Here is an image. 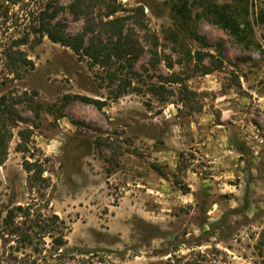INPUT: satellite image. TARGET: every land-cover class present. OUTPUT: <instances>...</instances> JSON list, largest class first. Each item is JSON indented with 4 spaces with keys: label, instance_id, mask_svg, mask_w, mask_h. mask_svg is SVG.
<instances>
[{
    "label": "rangeland",
    "instance_id": "rangeland-1",
    "mask_svg": "<svg viewBox=\"0 0 264 264\" xmlns=\"http://www.w3.org/2000/svg\"><path fill=\"white\" fill-rule=\"evenodd\" d=\"M42 17L95 46L120 30L132 68L53 42ZM3 101L0 264H264V0H0ZM27 203L62 229L64 256L1 232Z\"/></svg>",
    "mask_w": 264,
    "mask_h": 264
},
{
    "label": "trees",
    "instance_id": "trees-1",
    "mask_svg": "<svg viewBox=\"0 0 264 264\" xmlns=\"http://www.w3.org/2000/svg\"><path fill=\"white\" fill-rule=\"evenodd\" d=\"M71 7H77V9H74V12L77 14L78 6L77 4H72ZM220 7L218 8L216 5H213V9L211 12L214 13L215 17H217V21L224 24V26L231 28V23L229 20V16L227 15V11L221 10ZM211 14V13H210ZM37 30L40 33H44L47 35V37L52 40L53 42H59L62 45H65L67 47H70L74 53L76 54H86L89 57H91L94 60H98V56L100 54H104L106 51V48H109L113 54L116 55L117 58L121 59L124 58V60L129 62V67L132 68V60L135 59V56L137 54L136 49L133 48L132 44L129 43L126 39L121 38V31L119 30L117 41L112 43L111 46L108 47V45H101V46H95L93 42L84 44V38L81 34H75L70 35L66 34L62 31V29H58L56 24H52L50 21H48L46 18L42 17V19L39 22V25L37 27ZM133 50H132V49ZM131 52L134 56L127 59V55ZM130 53V54H131ZM196 58L199 61H202L204 58V53L201 51H195ZM208 71H205L207 73ZM79 98L86 102H91L96 105L97 108H100L102 106V101H99L97 99H91L86 96H79ZM14 120L12 110H8L6 107L5 101L0 103V165L3 162L2 155L5 153L7 149V142L9 137V131L8 126L11 124ZM24 168L27 171V185L29 188V191L38 190L41 187L44 186L45 181L47 180V177L43 175V168L41 167V162L38 160L34 161H25ZM39 185V186H38ZM32 203H27L25 205H15L13 207H10L6 210L5 216L3 218V225L1 232L5 230V228H8V233L11 235L16 236L18 239V243H21L23 246H34V250L36 252L42 253L44 246H42L40 249L38 247V243L42 242V244H45L43 238L47 236L50 239L51 246L55 247L56 250V256L61 257L64 256V251H58L61 249V247L66 243L63 235L62 229L58 228V225L52 220H48V218H42V215L40 213L34 214V211L31 209ZM21 214L24 216L26 223V231H23L16 227V223L14 222L15 218ZM33 217V218H31ZM54 218H58L57 215H53ZM24 221V222H25ZM62 223V222H61ZM36 227V229H33ZM4 228V229H3ZM30 230V231H29ZM57 232V233H55ZM2 233H5L3 231ZM16 239V240H17ZM37 240H40L39 242H36ZM42 250V251H41ZM39 253V254H40ZM41 261H44L41 263ZM27 264V263H26ZM30 264H48L46 262V256L42 255V257H39L37 259H32L30 261Z\"/></svg>",
    "mask_w": 264,
    "mask_h": 264
}]
</instances>
